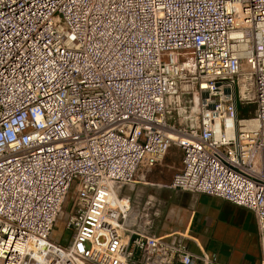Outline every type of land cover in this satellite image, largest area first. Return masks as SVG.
I'll list each match as a JSON object with an SVG mask.
<instances>
[{"label": "built area", "instance_id": "1", "mask_svg": "<svg viewBox=\"0 0 264 264\" xmlns=\"http://www.w3.org/2000/svg\"><path fill=\"white\" fill-rule=\"evenodd\" d=\"M172 146L156 186L254 213L264 264V0H0V264L211 263L128 194Z\"/></svg>", "mask_w": 264, "mask_h": 264}, {"label": "crops", "instance_id": "2", "mask_svg": "<svg viewBox=\"0 0 264 264\" xmlns=\"http://www.w3.org/2000/svg\"><path fill=\"white\" fill-rule=\"evenodd\" d=\"M151 195L157 209L151 234L181 238L195 255L209 256V264H261L256 219L248 209L218 197L171 188L159 187L146 193V199Z\"/></svg>", "mask_w": 264, "mask_h": 264}, {"label": "rangeland", "instance_id": "3", "mask_svg": "<svg viewBox=\"0 0 264 264\" xmlns=\"http://www.w3.org/2000/svg\"><path fill=\"white\" fill-rule=\"evenodd\" d=\"M249 108V107H248ZM253 108V107H250ZM242 106L238 107V117L246 116L245 111H242ZM178 119L176 118V122ZM182 166L181 151L176 147L172 146L166 156L163 158V161L160 165L153 168L150 172L145 175V180L149 184H136L133 191H128V194L133 199L134 203L141 206L145 202V194L158 190L159 187L157 184H162L167 186L171 179L172 175L176 173ZM140 175V173H138ZM138 178V177H137ZM155 183V184H153ZM151 184V185H150ZM166 188V187H162ZM75 196V186L73 185L70 188L69 193L67 194V201L63 204L60 214L58 215V220L54 224L53 229L51 230V237L60 244H67L72 239V232L67 229L66 224L68 221V213L73 207V198Z\"/></svg>", "mask_w": 264, "mask_h": 264}, {"label": "bare ground", "instance_id": "4", "mask_svg": "<svg viewBox=\"0 0 264 264\" xmlns=\"http://www.w3.org/2000/svg\"><path fill=\"white\" fill-rule=\"evenodd\" d=\"M140 176H141V178L140 179H144L143 177H145V175L144 174H140ZM143 181V180H142ZM148 182V181H147ZM153 184H155V183H153Z\"/></svg>", "mask_w": 264, "mask_h": 264}, {"label": "trees", "instance_id": "5", "mask_svg": "<svg viewBox=\"0 0 264 264\" xmlns=\"http://www.w3.org/2000/svg\"><path fill=\"white\" fill-rule=\"evenodd\" d=\"M242 111H244V110H242ZM241 118V117H240Z\"/></svg>", "mask_w": 264, "mask_h": 264}]
</instances>
